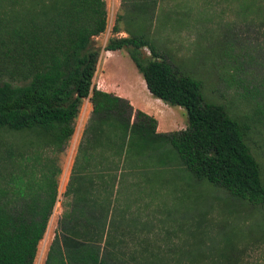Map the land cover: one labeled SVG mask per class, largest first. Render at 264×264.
<instances>
[{
    "label": "trees",
    "instance_id": "obj_1",
    "mask_svg": "<svg viewBox=\"0 0 264 264\" xmlns=\"http://www.w3.org/2000/svg\"><path fill=\"white\" fill-rule=\"evenodd\" d=\"M0 36V264H33L57 195L60 153L74 130L82 99L90 111L63 195L68 199L42 264H118L109 229L118 191L117 163L177 161L204 179L261 208L264 187L245 138L249 126L220 103L205 102L200 81L171 64L145 34L119 28L103 50H123L151 97L180 106L186 125L157 133L155 119L91 78L99 49L92 38L106 25L104 0H4ZM133 25H151L157 0H120ZM146 50V51H145ZM228 54L227 51H225Z\"/></svg>",
    "mask_w": 264,
    "mask_h": 264
},
{
    "label": "rangeland",
    "instance_id": "obj_2",
    "mask_svg": "<svg viewBox=\"0 0 264 264\" xmlns=\"http://www.w3.org/2000/svg\"><path fill=\"white\" fill-rule=\"evenodd\" d=\"M104 2L105 29L92 38L99 49L92 84L126 95L138 106L155 107L153 97L139 91L140 75L123 50L110 53L103 65L104 81L96 77L100 57L108 54L103 50L107 38L125 36L111 33L120 15L119 28L139 30L171 64L200 81L205 102L222 104L229 116L248 124L245 142L264 187V0H157L151 25L139 18L142 24L137 27L128 18L132 14L127 3ZM4 10L5 1L0 0V22ZM168 107L176 116L161 109L166 121L185 126L184 109ZM89 111L87 98L82 99L64 150L43 153L54 157L59 168L56 201L40 241L43 246L52 239L68 201L63 192ZM133 165L129 160L117 163L115 169L118 191L107 249L118 264H264L259 206L204 179L195 180L177 161L164 159L158 165L150 158L139 172ZM50 224V239L45 240Z\"/></svg>",
    "mask_w": 264,
    "mask_h": 264
},
{
    "label": "crops",
    "instance_id": "obj_3",
    "mask_svg": "<svg viewBox=\"0 0 264 264\" xmlns=\"http://www.w3.org/2000/svg\"><path fill=\"white\" fill-rule=\"evenodd\" d=\"M119 33H120V35H126V33L124 31H121ZM118 51H120V50H107L105 52H107L108 54L106 56H101L100 57L99 63H98V71L96 73V77L98 78V80L104 81L105 74H104L103 65L105 63H107V58H109V56H111L110 53H116ZM136 78H138V79H136V81H137L136 83H137V86L139 88V91L144 93L146 96H150V94L148 93V91L145 88V85H144V82H143L141 76L140 77L138 76ZM96 88L104 90V91H108L109 90L108 88H103V87H100V88L96 87ZM119 96L128 99V96L122 95L121 93L119 94ZM152 100H153V104H154L155 107H151V106L148 107L147 105L138 106L135 103H133L130 99H129V102H130V104L132 105V107L134 109H139V110L143 111L144 113L152 116L155 119V121H156L155 131L157 133L169 132V131L179 130V129L184 128V125L177 124V122H175V120L172 121V122H167L166 121L165 114L163 113V111H161V109H163L164 111L168 112V109H169L168 105L162 103L160 100H158L156 98H153ZM169 110H170L171 114H173V116H176L175 112H173L171 109H169ZM49 222H51L53 224L52 220H50ZM49 239H50V237H49ZM48 243H49V241H48ZM48 243H45V245L43 246L44 247L43 249L39 248L41 242H39V244H38V250H37L36 256L37 257L39 256L38 257L39 264H41L43 259H44ZM38 252H39V254H38Z\"/></svg>",
    "mask_w": 264,
    "mask_h": 264
},
{
    "label": "bare ground",
    "instance_id": "obj_4",
    "mask_svg": "<svg viewBox=\"0 0 264 264\" xmlns=\"http://www.w3.org/2000/svg\"><path fill=\"white\" fill-rule=\"evenodd\" d=\"M51 231H52V224L49 225L48 231H47V233L45 235V240L49 239V237H50L49 235H50ZM42 246H43V244L41 243L40 244V249H41ZM33 264H39V259H38L37 256H35Z\"/></svg>",
    "mask_w": 264,
    "mask_h": 264
}]
</instances>
